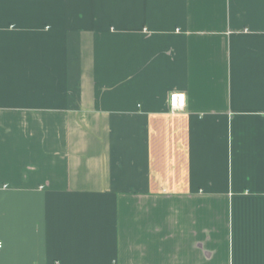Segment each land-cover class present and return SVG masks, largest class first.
Here are the masks:
<instances>
[{"label":"crops","instance_id":"1","mask_svg":"<svg viewBox=\"0 0 264 264\" xmlns=\"http://www.w3.org/2000/svg\"><path fill=\"white\" fill-rule=\"evenodd\" d=\"M0 243L264 264V0H0Z\"/></svg>","mask_w":264,"mask_h":264},{"label":"built area","instance_id":"2","mask_svg":"<svg viewBox=\"0 0 264 264\" xmlns=\"http://www.w3.org/2000/svg\"><path fill=\"white\" fill-rule=\"evenodd\" d=\"M185 107V96L182 93L174 92L169 96L170 113H178L183 111ZM1 247V243H0Z\"/></svg>","mask_w":264,"mask_h":264}]
</instances>
